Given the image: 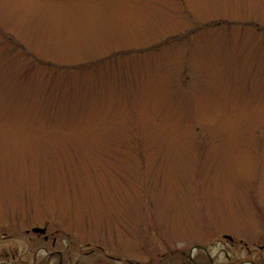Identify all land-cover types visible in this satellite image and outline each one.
<instances>
[{
    "label": "rangeland",
    "instance_id": "1",
    "mask_svg": "<svg viewBox=\"0 0 264 264\" xmlns=\"http://www.w3.org/2000/svg\"><path fill=\"white\" fill-rule=\"evenodd\" d=\"M224 232L264 264V0H0V264H228Z\"/></svg>",
    "mask_w": 264,
    "mask_h": 264
},
{
    "label": "flooded vegetation",
    "instance_id": "2",
    "mask_svg": "<svg viewBox=\"0 0 264 264\" xmlns=\"http://www.w3.org/2000/svg\"><path fill=\"white\" fill-rule=\"evenodd\" d=\"M35 227V226H34ZM46 228V232L44 233H40V232H35L37 233L38 235H42L44 237V240L45 241H49L50 239V235H48V227L47 226H43ZM33 229V227H32ZM31 229V230H32ZM30 231V230H28ZM33 231V230H32ZM34 232V231H33ZM228 235H230V237H228ZM223 238L225 240H228L231 242V245L227 248L224 249V253H225V256H226V260L229 262L228 264H263L261 262H256L254 261L253 259H251L249 256L245 257V258H241V257H237L236 254L234 253H230V250L233 249V248H236V246H238L241 242H243V239L242 238H239V240L237 241L236 238L231 235L229 232H224L222 234ZM63 241V240H62ZM62 241H59L58 240V235H55L53 233V236H52V241H51V244L53 247H58V245L60 243H62ZM194 247H197L198 248V251H202V253L200 254L201 255V258L200 259H203V261H196V260H193L191 259V261H187L185 260V262L183 263H180V264H213L215 259H214V256H212V254L210 253V251L203 245L201 244H194ZM245 247L247 248V252L249 255H252L254 252H255V248H251L247 245V243H245ZM257 250H260V251H263L264 250V244H260L257 246ZM89 253V252H87ZM55 257L58 258V262L59 264H64V256H63V251L61 249H56L54 251H51L49 252V255L47 257V261L46 263H44L43 261H37V262H29V261H18L17 263L15 264H49L50 261H52L53 259H55ZM161 258H165L167 257L166 254H162L160 256ZM120 259V258H118ZM13 260H16V258H14ZM12 262H8V261H4V264H11ZM14 263V262H13ZM133 264H142L141 262H137V263H133ZM152 264H161V261L159 262H154ZM179 264V263H177Z\"/></svg>",
    "mask_w": 264,
    "mask_h": 264
},
{
    "label": "water",
    "instance_id": "3",
    "mask_svg": "<svg viewBox=\"0 0 264 264\" xmlns=\"http://www.w3.org/2000/svg\"><path fill=\"white\" fill-rule=\"evenodd\" d=\"M34 232H40V233H44L46 232V228L45 227H41V226H35L32 229ZM228 237H230V235H228Z\"/></svg>",
    "mask_w": 264,
    "mask_h": 264
}]
</instances>
